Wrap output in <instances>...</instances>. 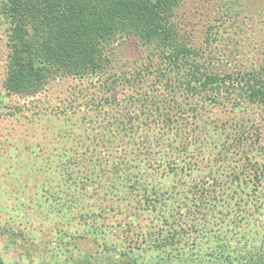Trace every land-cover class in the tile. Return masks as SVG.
<instances>
[{
    "label": "trees",
    "instance_id": "trees-1",
    "mask_svg": "<svg viewBox=\"0 0 264 264\" xmlns=\"http://www.w3.org/2000/svg\"><path fill=\"white\" fill-rule=\"evenodd\" d=\"M184 1L189 3L0 0V14L12 26L3 88L7 95L27 98L63 79L77 82L68 87L67 98L61 100L63 107L54 112L67 117L68 127L58 139L69 149L57 151L53 160L69 176L68 181L73 180L72 168L77 187H94L97 200L102 195L114 196V200L121 196L122 184L133 183L137 198L132 208L111 213L116 209L102 204L80 214L79 225L100 233L98 248L109 256L114 245L108 240L109 229L114 227L120 238L117 246L124 248L112 260L128 256L131 261L127 264H142L138 262L144 249L181 253L175 244L197 231L193 224L192 229L180 225L184 216L194 221L198 213L211 212L218 221L207 226L203 237L215 240L206 255L211 263L264 264V224L254 215L260 205L264 208V191L257 188L264 186V170L258 166L250 179L243 171L245 161L252 162L244 151L246 144L256 143L254 151L263 149L256 139L264 137V61L250 70L235 68L229 61L235 55L233 41L214 37L213 26L206 29L204 46H194L189 20L180 13ZM230 1L223 0L224 5L229 6ZM123 44L135 46L143 57L135 60L138 63L127 61L117 70L114 62ZM81 108L91 117L85 125L77 120L69 126L73 112ZM161 141L172 144L164 149ZM171 148L177 150L168 153ZM193 151L206 157L197 155L187 163L186 157ZM199 163L208 166L209 178L184 182L182 172L190 174L183 166ZM130 166L136 169L133 176L128 174ZM240 166L244 169L239 170ZM142 169L143 175L138 173ZM124 178L128 181L120 183ZM162 178L164 191L157 194L151 184ZM58 194H54L58 210L73 206V211L74 200L59 201ZM149 207L163 217L158 228L150 219L152 211L150 217H142ZM173 208L174 213H168ZM117 213L127 220L115 223ZM25 222V229L12 235L30 239L29 232L23 234L28 231ZM7 231L11 229H3ZM58 231L63 239L65 231ZM74 245L68 241L56 246L62 257L50 264H92L94 257L84 254L81 261L68 263ZM117 260L112 264H119Z\"/></svg>",
    "mask_w": 264,
    "mask_h": 264
},
{
    "label": "rangeland",
    "instance_id": "rangeland-1",
    "mask_svg": "<svg viewBox=\"0 0 264 264\" xmlns=\"http://www.w3.org/2000/svg\"><path fill=\"white\" fill-rule=\"evenodd\" d=\"M180 13L189 20L187 22L188 32H191L190 39L197 48L204 46L203 36L206 29L213 26L211 34L214 37H229L230 42L233 41L231 45L235 55L229 56V61L234 64L235 68L250 70L258 67L264 61V0H231L229 6H225L223 0H189V3L183 2ZM11 27V24L0 14V264L53 263L58 257H62L55 247L64 245L68 241L76 243L68 253L71 257L70 262L67 261L68 263L81 261V255L84 254L94 257L90 261L92 264H102L103 262L112 264L117 259L112 260L111 258L118 255L124 248L117 246L120 244V238L114 234V227L109 229V243L114 242V245H111L113 251L111 250L109 256L106 255L107 252L102 253L101 248H98L97 239L102 238L100 233L79 225L80 214L85 212V208L86 210H97V208H101L102 204L116 209L111 213L118 209L121 211L124 208L126 210L132 208L137 198L131 187L133 183L122 184L121 196L116 195L114 200V196L110 199L109 195L108 197L102 195L101 200H97L93 196L94 187L82 189V187L76 186L77 179L72 168L69 172L72 173L73 180L68 181L69 176L67 177L66 172H63L60 166L56 167L58 164L53 160L54 154L61 149L66 150V147L69 149V147H65L58 139L63 134V129L68 127L66 126L68 123L65 122L67 117L63 113L56 114L54 112L63 107L61 100L67 98L68 87L77 82L63 79V82L51 83L44 92L34 97L7 95L3 83L7 74V36ZM120 48L119 54H116L117 60L114 62L115 69L120 70V67L127 61L138 63L139 60H142L143 56L135 46L123 44ZM221 67L225 66L221 64ZM231 68L233 69V67ZM82 83V86L87 85L86 82ZM73 113L72 123L69 126H72L77 120L85 125L86 118L91 117V113L82 108ZM101 118L102 116L97 119L101 120ZM108 136L110 135L108 134ZM256 141L257 145L261 144L262 151L253 150L256 143L250 142L251 146L249 143L246 144L248 149L245 148L244 151L252 162L245 161V170L242 166L238 167L239 170L246 171L249 179L256 169L264 170V137L263 139L257 138ZM171 144L170 142L164 145V141H161L159 145H164L162 148L166 149ZM114 149H108L107 153L108 151L111 153ZM46 150L49 152V156H47ZM132 150L133 148L130 149V151ZM175 150L177 149L171 148L168 153H174ZM38 153L40 156L36 157ZM193 153L186 157L187 163L192 160L191 157L197 155L200 157L199 159L206 157L197 151H193ZM71 155L70 151L68 156ZM135 164H139V161H135ZM197 165L183 166L190 174L188 176L184 174L185 171L182 172L181 178L185 179L184 182L190 183L209 178L208 166H202L200 163ZM258 166L263 167L259 168ZM130 167L128 174L133 176L136 169L134 166ZM144 169L138 173L143 175ZM168 172L170 175L174 173L169 169ZM162 179L151 184L156 187L157 194L164 191V178ZM125 181L128 180L125 179L120 183ZM257 188L258 192L264 191V186L260 184ZM56 192H59L57 198L59 201L74 200L75 209L72 211L73 206H71L59 211L58 201L54 197ZM225 194H230V189L227 186H225ZM93 203L95 207L92 206ZM174 208L169 209L168 213H174ZM149 209V212L146 211L147 214L142 215L144 219L152 211L150 207ZM254 215L260 218L258 223L264 224V208L261 205ZM103 216H106V213ZM212 216L211 212L209 214L198 213L194 221L184 216L180 225L182 227L191 226L192 229L193 224V230L196 227L197 231L192 232L186 239L182 237L175 244L176 248L182 252L169 254L168 252L160 253L154 249H144L140 253L138 263L217 264L216 262L211 263L206 256L209 248L215 245V240L208 241L203 238L207 226L211 224L213 227L218 221V216L216 221ZM162 218L152 211L150 219L156 228L161 226ZM24 220L27 222L28 231L23 234L29 232L30 239L12 235L13 231L25 229ZM114 220L115 223L122 224L127 218L124 217V214H118ZM3 229H11V232H3ZM58 230L65 231L63 239L59 237ZM77 233L82 234L84 238L74 240L73 237H76ZM49 241L50 245H48ZM117 261L119 264H127L131 260L126 256L123 260Z\"/></svg>",
    "mask_w": 264,
    "mask_h": 264
}]
</instances>
